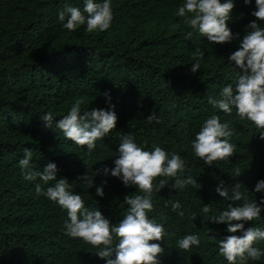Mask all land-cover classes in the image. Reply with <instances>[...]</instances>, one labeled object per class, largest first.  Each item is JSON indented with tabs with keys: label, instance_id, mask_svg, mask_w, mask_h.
I'll use <instances>...</instances> for the list:
<instances>
[{
	"label": "trees",
	"instance_id": "trees-1",
	"mask_svg": "<svg viewBox=\"0 0 264 264\" xmlns=\"http://www.w3.org/2000/svg\"><path fill=\"white\" fill-rule=\"evenodd\" d=\"M84 2L0 0V264H106L95 254L98 248L65 235L66 211L36 194V182L23 179L19 160L28 148L33 151L30 164L34 170L55 163L58 179L69 180L70 190L81 195L85 207L101 211L115 225L128 207L125 196L143 193L125 187L119 178L96 172L114 167L125 134H131L146 151L159 146L169 154H179L185 163L183 176L196 178L201 186L172 190V178L154 180V185L161 179L169 183L153 191L154 209L148 213L166 233L164 240L150 241L164 248L160 264H228L218 247L228 234L227 224L209 219L229 204L243 201L225 199L215 189L221 182L229 190L240 184L239 190L249 201L259 204L264 191L254 189L264 180V140L250 121L236 116L234 107L231 114H225L207 101L210 95L219 98L222 87H235L239 69L228 57L239 49L246 26L256 19L252 15L255 0L250 4L233 0L227 24L240 38L223 44L208 41L176 15L184 0H111L113 19L107 30L89 33L86 24L76 31L65 29L66 20H59V12L67 6L83 11ZM257 23L264 27V21ZM197 48L205 55L199 58L200 70L192 74ZM105 92L118 120L89 154L86 146L67 140L55 122L68 114L78 98L84 100L81 115L92 108H107ZM49 111L53 128L40 119ZM152 112L159 123L147 119ZM212 115L229 124L232 135L227 139L236 148L228 160L208 166L195 156L191 144ZM86 173L93 180L91 187L77 179ZM98 186H103L102 198L96 195ZM168 201H179L184 216L173 212L170 204L166 206ZM205 204L211 205L209 213L201 211ZM249 226L264 230V210L259 219L245 225ZM209 229L215 239L208 238ZM186 235L200 236V246L178 249L177 241ZM253 246L264 251V241ZM247 264H264V255Z\"/></svg>",
	"mask_w": 264,
	"mask_h": 264
},
{
	"label": "clouds",
	"instance_id": "clouds-1",
	"mask_svg": "<svg viewBox=\"0 0 264 264\" xmlns=\"http://www.w3.org/2000/svg\"><path fill=\"white\" fill-rule=\"evenodd\" d=\"M251 2L252 0H244L245 4ZM255 5L256 10L252 15L256 19L246 26L239 49L228 57L239 69L234 80L235 87L233 84L222 87L219 98L210 95L207 102L225 114H231L234 107L236 116L240 120L250 121L260 133V139L264 140V27L257 23L264 21V0H255ZM234 6L233 0H184L176 15L184 18L189 28L197 30L208 41L215 44L230 43L240 38L239 34L233 35L227 24ZM112 19L111 0H103L102 3L85 0L83 11L78 7L67 6L59 12V20H66L63 27L69 31H76L78 26L85 24L89 33L105 31L110 27ZM191 35L192 32H188L187 36ZM204 55L200 48L195 50V63L190 68L192 74L200 70L199 58ZM104 96L107 108H92L81 115L84 100L78 98L71 105L68 114L55 122V127L67 140L81 147L86 146L89 154L94 151L97 140L104 139L115 129L118 120L109 93L105 92ZM40 119L46 127L53 128L54 117L51 111L40 116ZM147 119L150 122H160L155 112ZM231 135L229 124L221 123L218 115H212L205 119L191 147L196 157L212 166L214 162L228 160L235 154L236 146L227 139ZM32 159L33 151L25 148L24 155L19 160L23 179L36 182L34 186L37 195L45 196L66 211L67 220L63 225L65 235L98 248L99 251L95 254L106 260V264H160L158 257L164 253V248L159 243L150 241L164 240L166 233L163 225L155 223L148 213L154 209L153 191H160L169 183L167 179H161L158 185H154L156 178H172V190H183L188 185L197 189L201 187L196 178L183 176L185 163L179 154H169L159 146L146 151L135 143L131 134H125L120 139L114 167L98 169L96 174L99 175L102 171L105 176L110 174L119 178L125 187H135L143 195H126V212L119 223L113 225L101 211L85 207L81 195L70 190L72 185L67 178L58 179L55 163L49 162L42 170H34L30 164ZM239 175V170H236L235 176ZM77 179L90 187L93 184L87 173ZM38 181H42L43 185L50 181L55 183L45 189ZM239 189L240 184L229 190L221 182L215 189L221 197L243 203L237 206L229 204L227 210L209 219L213 223L227 224L228 234L219 241L218 247L219 254L228 264H247L249 259L256 261L264 255V251L253 246L257 241H264V230L255 226L245 227L249 222L260 218L264 210V199L259 204L250 202ZM254 191H264V180L257 182ZM96 195L101 198L104 196L103 186L96 188ZM167 204L171 205L173 212L184 216L179 201H168L166 206ZM201 211L209 213L211 205L205 204ZM192 219L195 220L196 216L193 215ZM211 231L209 229L208 238L215 239L210 235ZM200 243V236L186 235L177 241V248L188 251L193 246L199 247Z\"/></svg>",
	"mask_w": 264,
	"mask_h": 264
}]
</instances>
